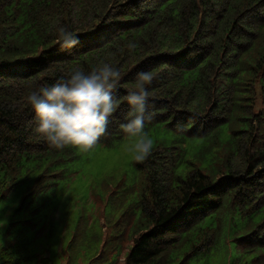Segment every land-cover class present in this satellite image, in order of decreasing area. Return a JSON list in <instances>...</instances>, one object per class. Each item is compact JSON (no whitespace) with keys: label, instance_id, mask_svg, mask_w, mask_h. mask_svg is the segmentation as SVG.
Segmentation results:
<instances>
[{"label":"trees","instance_id":"16d2710c","mask_svg":"<svg viewBox=\"0 0 264 264\" xmlns=\"http://www.w3.org/2000/svg\"><path fill=\"white\" fill-rule=\"evenodd\" d=\"M59 26L78 44L62 50ZM100 62L121 75L94 147L128 140L124 98L150 72L153 148L93 188L96 215L82 206L58 253L36 252L27 211L81 151L38 137L26 96ZM22 184L0 264H264V0H0V221Z\"/></svg>","mask_w":264,"mask_h":264},{"label":"clouds","instance_id":"9594fccd","mask_svg":"<svg viewBox=\"0 0 264 264\" xmlns=\"http://www.w3.org/2000/svg\"><path fill=\"white\" fill-rule=\"evenodd\" d=\"M55 39L62 50L79 42L67 26L55 29ZM120 75L114 65L100 62L90 71L73 68L54 82L29 90L26 102L33 111V132L54 149L88 152L105 134L108 119L118 107L113 89ZM152 79L150 72L137 73L124 98L129 112L121 128L129 141L127 151L136 161L145 160L154 144L146 127L153 119L146 114Z\"/></svg>","mask_w":264,"mask_h":264},{"label":"rangeland","instance_id":"374dc122","mask_svg":"<svg viewBox=\"0 0 264 264\" xmlns=\"http://www.w3.org/2000/svg\"><path fill=\"white\" fill-rule=\"evenodd\" d=\"M128 142L126 140L115 148L98 146L93 147L88 152H81L79 158L68 164L65 176L59 181L56 188L46 196H41L33 202L32 207L27 213H30L34 207L38 206L39 214L38 217L36 216L32 219L34 221L32 229H35L36 233H38L32 249L36 252H42L51 247L52 250L50 248L46 251L47 253L52 254V251L54 252L56 249L55 252L58 253L59 248L64 244L61 238L66 237L67 234L69 236L80 208L89 203L87 205L90 211L89 214H92V216L96 215L97 212L93 200L91 198L89 200L93 188L97 187L104 178L115 177L123 172H128L131 176L133 175L134 167L132 160L134 159H132L127 151ZM24 187L25 185L22 184L14 192L10 199L7 213L0 221V227L5 225V219L10 214L11 209L20 200ZM25 216H28V214ZM29 216L32 217V214H29ZM45 220H48L53 227V230L49 233V237H45L49 227L40 228L37 223L39 222V224L42 223L44 225ZM49 240L54 246H56L55 242L60 240L56 249L53 248V245L49 244ZM222 258L221 256L212 257V264H221ZM195 261L193 260L192 264ZM207 261V259L201 258L198 263L204 264Z\"/></svg>","mask_w":264,"mask_h":264}]
</instances>
